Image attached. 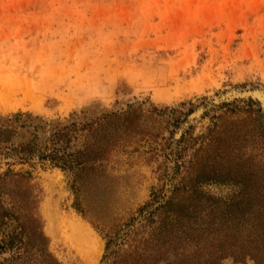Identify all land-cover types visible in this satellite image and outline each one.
Returning a JSON list of instances; mask_svg holds the SVG:
<instances>
[{
    "label": "rangeland",
    "instance_id": "rangeland-1",
    "mask_svg": "<svg viewBox=\"0 0 264 264\" xmlns=\"http://www.w3.org/2000/svg\"><path fill=\"white\" fill-rule=\"evenodd\" d=\"M0 130V264H264V0H0Z\"/></svg>",
    "mask_w": 264,
    "mask_h": 264
},
{
    "label": "trees",
    "instance_id": "trees-1",
    "mask_svg": "<svg viewBox=\"0 0 264 264\" xmlns=\"http://www.w3.org/2000/svg\"><path fill=\"white\" fill-rule=\"evenodd\" d=\"M75 127H76V124L75 123H71L70 125H67L65 127H61L59 131H57L56 133L53 134V137H56V139L60 138V137H68L69 139V136H70V133H74L76 130H75ZM5 130H0V140L6 142L8 141L9 137H6L2 139V134L4 133ZM99 149L98 152H95L93 153V158H100V161L103 160V146H98L97 147ZM86 150V147L84 149V151ZM84 151L81 153V154H84ZM53 153L52 154H42V158H46V157H49V159H51L52 163L61 168L62 170H65V169H71L72 167H76V166H86V163H88V159L84 156V155H81L83 159H79L78 158V155L76 154H80V152H73V153H70V154H67V158L68 159H62L63 157H60L58 158L57 157V151L56 150H53L52 151ZM75 155V156H74ZM58 159L60 161H58ZM63 160V161H61ZM84 164V165H83ZM10 175H13V176H16V177H23L19 174H11L9 172L7 173H4L3 175H0V181L1 182H5L7 177L10 176ZM1 194H0V199H1ZM15 240H16V237H13V235L9 234V235H6L3 239H1L0 241V254H3L5 252H9V251H12V248H13V245L15 243Z\"/></svg>",
    "mask_w": 264,
    "mask_h": 264
},
{
    "label": "bare ground",
    "instance_id": "bare-ground-1",
    "mask_svg": "<svg viewBox=\"0 0 264 264\" xmlns=\"http://www.w3.org/2000/svg\"><path fill=\"white\" fill-rule=\"evenodd\" d=\"M52 221L49 220L47 229L50 231ZM68 230V237L71 244L75 246L82 258L88 261V263H95L100 253V244L93 231L87 226L77 223L73 220L65 219L61 222Z\"/></svg>",
    "mask_w": 264,
    "mask_h": 264
},
{
    "label": "water",
    "instance_id": "water-1",
    "mask_svg": "<svg viewBox=\"0 0 264 264\" xmlns=\"http://www.w3.org/2000/svg\"><path fill=\"white\" fill-rule=\"evenodd\" d=\"M194 116H196V115H194Z\"/></svg>",
    "mask_w": 264,
    "mask_h": 264
}]
</instances>
